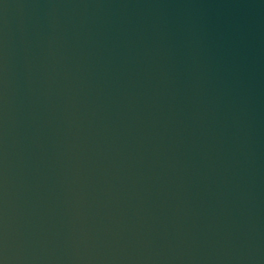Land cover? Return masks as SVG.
Masks as SVG:
<instances>
[{"label":"water","instance_id":"obj_1","mask_svg":"<svg viewBox=\"0 0 264 264\" xmlns=\"http://www.w3.org/2000/svg\"><path fill=\"white\" fill-rule=\"evenodd\" d=\"M0 264H264V0H0Z\"/></svg>","mask_w":264,"mask_h":264}]
</instances>
